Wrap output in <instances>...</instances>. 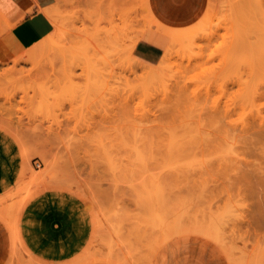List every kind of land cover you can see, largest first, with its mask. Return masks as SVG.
<instances>
[{
    "label": "rangeland",
    "instance_id": "rangeland-1",
    "mask_svg": "<svg viewBox=\"0 0 264 264\" xmlns=\"http://www.w3.org/2000/svg\"><path fill=\"white\" fill-rule=\"evenodd\" d=\"M255 1L210 0L185 27L198 0L183 12L167 0H73L59 47L34 63L0 57V264H162L170 254L175 264H264V235L243 236L250 193L264 190V141L251 152L264 95L226 82L253 78L232 68L231 46L264 13ZM158 20L179 36L166 88L131 71L130 44ZM191 56L200 64L183 78ZM37 206L67 225L47 249L31 233ZM178 217L209 229L178 236Z\"/></svg>",
    "mask_w": 264,
    "mask_h": 264
},
{
    "label": "bare ground",
    "instance_id": "bare-ground-1",
    "mask_svg": "<svg viewBox=\"0 0 264 264\" xmlns=\"http://www.w3.org/2000/svg\"><path fill=\"white\" fill-rule=\"evenodd\" d=\"M73 0H60L57 4L55 3V5H53V6H51V7H49V8H47L46 10H45V12H46V14H47V16L51 19V21L53 22V25H54V27H55V29H54V31H53V33L52 34H50L49 36H47L45 39H43L42 41H40L39 43H37L36 45H34V46H32L31 48H27V50L26 51H24V53H22V54H20V55H18L17 57H14V60L15 61H19V60H21V61H25V62H37V61H39L42 57H44L48 52H51V51H53V50H55L57 47H59V43H60V40H61V38L63 37V26H62V17H61V8L64 6V5H66L67 3H71ZM185 1L186 0H167V2H168V4H169V6H170V8H173V9H181V8H184V6H185ZM262 1H264V0H256L255 2H253V4L255 5V6H257L256 8H259V11L261 12L262 11V9H260V5H258V4H255L256 2L257 3H260L261 2V5L263 6L264 5V2H262ZM242 2V1H241ZM240 1L239 2H237L236 4L238 5L239 4V6L238 7H240V3H241ZM263 3V4H262ZM259 6V7H258ZM262 6H261V8H262ZM234 8H236V7H234ZM253 10V9H252ZM115 11H117V9L115 10ZM241 11V10H240ZM251 11V10H250ZM245 12V11H244ZM257 12V11H256ZM115 13V12H114ZM250 13V15H245L244 14V16H251V13H253L252 11L251 12H249ZM262 13L263 12H261V16H259V15H255V17H253V16H251V18L249 17L248 19H249V21L248 22H250V25H248V30L245 28V31L244 30H242L241 31V29H240V36H239V41H238V43H236L235 45L237 46V44H238V46L235 48V49H233L234 47L233 46H231V49L233 50V56H234V61H232V63H233V65H236L235 67H232L233 65L231 64V63H229V61H228V58H227V54H228V52L230 53V54H232L231 53V49H230V47H229V50L230 51H227L228 49H226V51H227V53H226V55H224V56H226V58L225 57H223V58H225L224 60H226V61H228V62H226L227 63V67L230 65V67H232V68H234L235 69V72L237 71L238 72V75H240V74H242L243 72L241 71L242 70V68L244 67V68H246V71H248V72H250L251 74H252V76H253V78H252V80H243L242 79V76H239V78L237 79V80H235V82H234V79H232V81L229 79L228 81H226L228 84H230L231 83V87L233 86L232 84H234V85H236V84H239L238 86H240V89H241V92H245V93H253V94H255L256 93V95H258V96H263L264 95V13H263V15H262ZM254 14V13H253ZM252 14V15H253ZM116 15V14H115ZM242 16V15H241ZM233 18V17H232ZM239 18V17H238ZM242 19H244L243 17H242ZM246 19V18H245ZM250 19H252V21L250 20ZM237 21H238V19H237ZM242 21H244V20H241V22ZM153 22V21H152ZM238 24H239V22H237ZM247 23V22H246ZM151 23H149V25H150ZM247 24H249V23H247ZM152 25V28H149V29H146L145 31L143 30L136 38H135V40H133L132 41V43L130 44V46H129V49L132 51L133 50V48L135 47V45H136V43L138 42V40L139 39H141V38H144V39H146V40H149V41H151V42H161V40L159 39V36L157 35V33H159L158 31H166L168 34H171V36H172V38H173V41H172V43H171V45L170 44H168V45H165V44H163L164 45V47H165V51H164V54H163V56H162V58H161V60L159 61V63L158 64H147V63H144V62H142L141 60H139V59H137L136 57H134V59L137 61L136 63H134L133 65H131V71L134 73V74H138L137 72H139V71H141L140 72V77H142V78H146V80H150L154 85H159V87H164V88H166L167 87V80H168V74L169 73H171L175 68V65L176 66H178L179 65V68H180V64H176L177 62H176V59H175V61H173V58L175 57L174 55V51H173V49H172V47H173V44L175 45L176 44V42L179 40V36L176 34V33H174L173 31H171V32H169L168 30H166V28H165V26H163V25H161L160 27H156V26H153V24H151ZM243 26V25H242ZM156 28V29H155ZM242 28H244V27H242ZM235 29H237V28H235ZM237 30H239V29H237ZM235 32H236V30H235ZM234 32V33H235ZM210 33V32H209ZM239 34V33H238ZM180 35V34H179ZM215 35L214 34H210V35H208V37H207V39L209 40V41H211L212 40V38L214 37ZM238 37V36H237ZM234 40V39H233ZM236 40H237V38H236ZM82 41V40H81ZM235 41V40H234ZM233 41V42H234ZM232 42V43H233ZM237 42V41H236ZM91 43H92V41H91ZM91 43H89V44H91ZM235 43V42H234ZM93 45V44H92ZM88 46V45H87ZM91 46V45H90ZM174 49H175V47H174ZM102 50H104L103 48H102ZM124 51H126V50H124ZM99 52V51H98ZM101 55H103L104 53L103 52H99ZM107 53V52H106ZM105 53V54H106ZM104 54V55H105ZM132 54V53H131ZM103 55V56H104ZM109 55V54H108ZM106 56V55H105ZM214 55H212L211 56V59H213V58H215V56L213 57ZM233 56L230 58V55L228 54V57H229V60H230V62H231V59L233 58ZM99 57V56H98ZM109 57H112L111 55H109L108 56V58ZM105 58V60L107 61V59L108 58H106V57H104ZM176 58V57H175ZM111 59V58H110ZM183 59V58H182ZM103 59H101V61H102ZM105 60H104V62H105ZM184 60V59H183ZM4 61V60H3ZM109 61H111L112 62V59L111 60H109L108 59V63H109ZM187 63L185 64L186 66H184V70H182L181 72H178V74H180L183 78L184 77H186V76H184V75H186L187 74V71L188 70H190V67H192L193 65H192V63H193V61H195V64H194V67H195V65H197V64H200L199 62V59H194L192 56L191 57H188L187 58ZM103 61H102V63H104ZM107 63V68H109V66H110V63L108 64ZM106 64V63H105ZM104 64V65H105ZM103 65V64H102ZM112 65V64H111ZM194 67H192V68H194ZM107 68H105V69H107ZM181 68H183V66H181ZM102 69H104V67H102ZM244 70V69H243ZM234 71V70H233ZM231 72H232V69H231ZM234 72V73H235ZM137 77H138V75H137ZM139 78V77H138ZM182 78V79H183ZM142 80V79H141ZM231 81V82H230ZM145 82V81H144ZM225 82V83H226ZM224 82L222 83L223 85H220V84H217L218 85V89L220 88V92H222V94L220 93V95H222V96H220L219 95V97H220V99H222V97L224 96L225 97V101L227 100V99H229V98H226L227 96H228V93H230L231 94V92H229L228 90H230V89H228L229 88V85L226 83L225 84ZM236 83V84H235ZM152 84V85H153ZM211 86H213V84L211 85ZM219 86H221V87H219ZM215 87H217V86H215ZM228 87V88H227ZM243 87H245V88H243ZM246 87H247V91H248V88L250 89V91L249 92H247L246 90L244 91L243 89H246ZM158 88V87H157ZM228 89V90H227ZM209 91H210V87H209V89H208ZM226 90H227V92H226ZM209 93V92H208ZM226 94H227V96H226ZM229 97V96H228ZM228 102V100L225 102V103H227ZM258 120H259V123H260V126H261V129L258 131V132H256L254 135L255 136H253V138H252V143H253V147H254V149H251V152H253V153H257L258 152V148H257V144L258 143H260V142H262V141H264V114H263V111L262 110H260L259 111V113H258ZM0 127H3V126H0ZM255 149H256V151L257 152H254L255 151ZM254 150V151H253ZM6 160V159H5ZM1 161V160H0ZM8 162V161H7ZM240 184V183H239ZM262 184L264 185V181H260L259 182V186L261 185L262 186ZM154 189L156 188V187H153ZM156 190V189H155ZM155 190H153L152 191V194H150L149 196H151V198H152V195H154L155 193H154V191ZM263 191V194H261L260 192H257V191H254L255 193H250V195L253 197V200L255 201V203H254V201H253V210H250V209H248V210H250L251 212H250V218L249 217H247V216H243L244 218H243V222L245 223V225L247 226V227H245L246 229H245V232H243V236H246L247 238L248 237H250V236H253V235H255L256 237H259V236H263L264 235V190H262ZM261 191V192H262ZM155 192H157V190L155 191ZM157 194V193H156ZM32 197V196H31ZM35 197V196H34ZM155 196H153V198H154ZM162 197V199L164 198L163 196H161ZM30 198V197H29ZM150 198V197H149ZM152 198V199H153ZM30 199H32V198H30ZM29 199V200H30ZM34 199V198H33ZM155 199V198H154ZM26 201H28V200H26ZM31 201V200H30ZM34 201V200H33ZM155 201V200H154ZM32 203V202H31ZM57 204V203H56ZM26 205L27 204H25V207H26ZM158 205H160V202H158ZM53 206V205H52ZM57 206V205H56ZM24 207V206H23ZM59 207V206H58ZM63 207V206H62ZM156 207V206H155ZM249 207V205L247 206V208ZM153 208V207H152ZM37 209V208H36ZM61 209V208H60ZM154 210H156L155 208H153ZM23 210V209H22ZM45 211V210H44ZM69 212H70V210H69ZM20 213H22V212H20ZM39 213V212H38ZM73 213V212H72ZM71 213V214H72ZM211 213H202L201 214V218L203 219V216H205L204 218H208L209 217V215H210ZM19 215H21V214H19ZM75 215V214H74ZM74 215H72V217L74 216ZM206 215H207V217H206ZM248 215V214H247ZM53 216V215H52ZM40 217V216H39ZM54 217V216H53ZM211 217V216H210ZM74 219H76L75 217H73ZM81 218V217H80ZM200 218V219H201ZM34 219H35V217H34ZM158 219V218H157ZM179 219V220H178ZM200 220V222H202L201 223V225L203 224V226L204 225H208V224H210L209 222L208 223H205L204 224V220H205V222L207 221V219H204V220ZM20 220V219H19ZM40 220V219H39ZM38 220V221H39ZM80 220V219H79ZM155 220V219H154ZM177 220H178V222H176V223H178L180 226H178V227H183V228H179V230L180 231H178V229L176 230V231H178V232H176V234L179 236V234H182L183 232V230H185L184 232H188V228H189V226L188 227H185V226H187L188 225V223H182L181 222V218H177ZM11 221V220H10ZM55 221V220H54ZM67 221V220H66ZM75 221V220H74ZM77 222H78V220H76ZM183 222H186V221H184V220H182ZM162 222V221H161ZM160 222V223H161ZM175 222V221H174ZM11 223V222H10ZM56 223V222H55ZM158 223V222H157ZM160 223L158 224L159 225V228H161L162 226H163V229H164V224L163 225H161V227H160ZM175 223V224H176ZM181 223H182V225H181ZM194 223L196 224L197 222H195L194 221ZM193 223V226H190V228H189V230H192V231H190V233L192 232V234H194V230H196V229H191V227L193 228L194 227V224ZM217 222H215V223H211V225H214L213 227L215 228V225L217 226L216 227V229L219 231V229L221 228V226H220V224L219 223H217ZM78 224V223H77ZM11 225V224H10ZM59 225V224H58ZM156 225V224H155ZM158 225L156 226V227H158ZM174 225V224H173ZM198 227H199V223H197L196 224ZM201 225H200V227H201ZM207 225H206V227H207ZM7 226V225H6ZM38 226V225H37ZM82 226V225H81ZM197 226H195V227H197ZM218 226H220V228L218 227ZM172 227V232L173 233H170V232H168V231H166L167 233H168V235H169V237L170 238H173L174 236V232H175V229H176V226H175V228H174V226H171ZM194 227V228H195ZM199 227V228H200ZM7 228H8V226H7ZM15 228H16V226H15ZM54 228V227H53ZM77 228H78V226H77ZM212 228V227H211ZM249 228H252L253 230H251V232L253 231V234L252 233H250V230H249ZM162 229V228H161ZM173 229H174V231H173ZM206 229V228H205ZM209 229V225H208V227H207V229L206 230H208ZM216 229H214V230H216ZM21 230V232H22V229H20ZM55 230V229H54ZM217 230L215 231V232H217ZM8 231H9V236H11V232H10V230H9V228H8ZM200 231H201V233L202 234H204L205 235V231H203V229H201L200 228ZM163 232H165V230L163 231ZM165 232V233H166ZM204 232V233H203ZM210 232V231H209ZM173 234V235H171L170 236V234ZM189 233V232H188ZM189 233V234H190ZM22 234V233H21ZM175 234V235H176ZM185 234V233H184ZM187 234V233H186ZM185 234V235H186ZM191 234V235H192ZM207 234V233H206ZM183 235V234H182ZM195 235V234H194ZM22 236V235H21ZM167 236V235H166ZM173 236V237H172ZM177 236V237H178ZM23 237V236H22ZM165 237V234L163 235V233H162V241H163V243L162 244H164L165 242H167V240L166 241H164L165 239H166V237ZM169 237H167V239L169 238ZM42 239V238H41ZM207 239H209V238H207ZM218 239H220V237H218L217 238V240ZM22 240V239H21ZM24 240V239H23ZM44 240V239H43ZM169 240V239H168ZM211 240V239H210ZM55 241V240H54ZM25 242V241H24ZM40 242V241H39ZM70 242V241H69ZM48 244V243H47ZM26 245V244H25ZM39 245H41V244H39ZM61 245V244H60ZM161 244L159 243V246H160ZM19 246V245H18ZM44 246V245H43ZM62 246V245H61ZM158 246V247H159ZM26 247H27V245H26ZM28 248V247H27ZM45 248V247H44ZM61 248V247H60ZM160 248H162V246L160 247ZM29 249V248H28ZM157 251H158V249H156ZM21 251V250H20ZM42 251V250H41ZM157 251H155L154 252V254L156 255L157 254ZM28 252H30L31 253V251L29 250ZM49 254V253H48ZM33 255V254H32ZM155 259V258H154ZM43 260V259H42ZM40 261V260H39ZM46 261V260H45ZM65 261V260H64ZM49 262V261H48ZM152 262H153V258H152V261L150 262L151 264H152ZM56 263H58V262H56ZM162 264H175L174 263V260L172 259V254H170V255H166V257H165V259H164V262L162 263Z\"/></svg>",
    "mask_w": 264,
    "mask_h": 264
},
{
    "label": "crops",
    "instance_id": "crops-1",
    "mask_svg": "<svg viewBox=\"0 0 264 264\" xmlns=\"http://www.w3.org/2000/svg\"><path fill=\"white\" fill-rule=\"evenodd\" d=\"M59 1L0 0V57L11 61L14 57L24 53L28 47L31 48L52 34L55 27L45 10ZM195 2L196 0H186L184 8ZM209 3L210 0H198L196 10L192 13L190 21L185 27L193 25L207 10ZM184 8L179 10L183 12ZM158 22L168 29L175 28L170 23L164 24L160 20ZM158 32L157 35L161 42L155 43L144 38L138 40L134 48V55L137 59L147 64L159 63L165 51L163 44H170L171 37L165 31ZM36 208L31 215L33 227H35V229L32 228L31 233H33L34 240L47 249L55 243L53 238L63 236L67 230V225L62 224L61 219L57 218L56 215H53L54 217L52 215L43 216L40 213L41 207L37 206ZM37 219H40L39 222L36 221ZM6 229L9 234L7 226ZM3 244V236L0 232V260L3 257Z\"/></svg>",
    "mask_w": 264,
    "mask_h": 264
}]
</instances>
